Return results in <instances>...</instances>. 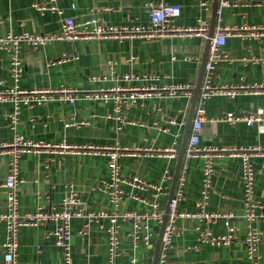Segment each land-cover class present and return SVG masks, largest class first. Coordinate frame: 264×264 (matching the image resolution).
<instances>
[{
	"label": "crops",
	"instance_id": "crops-1",
	"mask_svg": "<svg viewBox=\"0 0 264 264\" xmlns=\"http://www.w3.org/2000/svg\"><path fill=\"white\" fill-rule=\"evenodd\" d=\"M50 1L0 0V37L8 32L59 34L63 17L51 12H39L34 7V4H49ZM214 1L59 0L57 6L64 11V16L73 17L78 23H84L95 16L108 25L132 26L149 24L148 4L163 2L181 7L177 25L196 26L199 21H203L211 28L215 15ZM225 1L232 6L221 7ZM219 9L220 16L217 13ZM216 17L215 32L219 27H264V0H220ZM206 40L202 36H193L155 41H62L41 49L24 45L20 55L24 74L18 84L10 72L11 53L0 50V93L17 90L18 86V90L28 93L66 88L80 94L74 104L64 102L58 94L47 95L46 101L41 103L34 96L30 105L21 107L19 121L13 127L9 122V116L15 111L13 99H0V143L12 141L18 133L29 140L47 144L148 150V155L122 157L121 173L127 178H139L145 184L158 185L162 183L166 170H170L172 181L168 185V195L157 199L165 212L178 153L191 114ZM222 53L228 61H224L216 70L217 85H264V37L249 40L228 37ZM63 58L72 59L58 63ZM127 74H133L136 78L126 81L123 77ZM179 85L190 86L192 97L182 94L177 97H147L124 112L127 121L124 124H120L114 116L112 102L86 96L118 86L163 88ZM206 111L207 122L202 130L201 146L264 148V122L250 125L242 120L232 125L222 121L228 115L246 118L259 111L264 112V94L241 93L235 98L216 96L207 102ZM69 122H75V125H67ZM166 149L177 150L175 161L157 153ZM204 161L202 157L188 161L184 196L179 203V209L183 212H196L197 203L202 199ZM263 161L262 158L253 159L257 172L255 199L264 205ZM8 168V157L0 155V185L6 180ZM214 171L208 210L219 214L232 213L234 217L228 222L236 228L239 239L228 246L199 243L198 238L205 230L216 236L225 233L226 221L220 220L213 225L198 219H181L179 227L182 235L174 239L167 264H251L244 241L249 223L245 219L242 161L230 155L214 158ZM21 177L23 182L18 188V194L22 214L32 213L39 206L46 209L59 208L70 195V186L87 210L94 212L110 206L107 195L98 189L110 178L108 159L105 156L27 153L21 160ZM125 191L128 195L122 202L123 211L143 214L151 210L144 202L156 201L151 189L125 186ZM6 198L5 189L0 187V213L5 209ZM83 224V218L72 221L73 264H109L108 235L94 229L89 236H80L78 233ZM254 228L262 233L259 253L262 256L260 264H264V221L255 222ZM55 229L53 223L22 228L17 264H61L62 251L51 235ZM151 230L156 243L161 226L152 223ZM131 231L130 222L122 224L121 255L115 264H134V261L135 264H153L155 245L149 248L140 243L135 247L129 238ZM6 235V225L0 222V264H5L2 245Z\"/></svg>",
	"mask_w": 264,
	"mask_h": 264
},
{
	"label": "built area",
	"instance_id": "built-area-1",
	"mask_svg": "<svg viewBox=\"0 0 264 264\" xmlns=\"http://www.w3.org/2000/svg\"><path fill=\"white\" fill-rule=\"evenodd\" d=\"M59 0H51L49 4L38 3L34 7L42 13L51 12L63 17L62 30L59 34H14L8 32L0 37V50H7L12 55L11 76L18 84L24 74V64L21 60V53L24 45L34 49H41L54 42H88L91 40H115L124 42L129 40L155 41L166 38L178 37L187 38L193 36H202L208 38L210 26L208 23L199 21L196 26L182 27L176 24L181 17V7L170 5L163 2L150 3V22L147 25L115 26L108 25L100 21L95 16L88 18L84 23H78L73 17L64 16V11L57 6ZM231 3L223 2L221 7H231ZM218 16L221 10H218ZM238 37L242 40L260 39L264 37V27L250 26L244 28H217L210 43L209 55L205 65V75L202 89L199 95L195 118L192 124V130L187 144L185 161L178 180L174 199L170 203V211L167 225L164 230L162 246L159 255L158 264H167L169 251L172 248L176 237L182 235V229L179 227V221L184 218L198 219L205 224L216 225L220 220H225L226 231L218 236L212 234L209 230L201 232L198 242L210 245L228 246L231 242L238 240V232L228 221L234 217L232 213L219 214L208 210L209 194L213 184L214 177V158L230 155L241 159L243 164V182H244V206L245 219L249 223V231L244 241L247 246V254L251 264H260L262 256L259 253V245L262 242V233L254 228L255 222L264 221V205L255 199V187L257 172L255 170L253 159L262 158L264 160V148L262 147H203L201 146V135L204 124L207 122V102L216 96H228L235 98L241 93L264 94V85L255 84L252 86H219L215 83V74L218 66L224 61H228L227 56L222 53L228 37ZM66 57V56H65ZM72 58H63L58 61L69 62ZM264 60V59H262ZM133 74H127L123 77L126 81L134 80ZM1 92L0 99H13L15 111L9 116L11 126H15L19 121L20 109L23 105H30L32 98L38 103L46 101L49 94H58L64 102L74 104L80 97L79 93L61 88L57 91L43 92L32 91L31 93L18 90ZM179 94L192 97V88L186 85L166 86L157 88L155 86L127 88L118 86L109 90H100L87 97L105 102L113 103L114 116L120 124L126 123L124 112L130 110L139 104L140 100L147 97L162 98L165 96L177 97ZM40 95V96H36ZM245 120L250 125L258 122H264V112L259 111L255 115L240 118L228 115L223 118V122L235 125ZM82 124H85L84 122ZM67 125H75V122H69ZM48 152L51 154H84L91 156H105L108 159L109 181L103 182L99 186V191L105 193L109 200V208H103L99 211H89L83 207V203L77 192L71 188L70 195L67 196L59 208L51 207L46 209L39 206L36 211L22 214L20 211V199L18 188L22 184L21 160L27 153ZM161 156H167L170 160L177 159V150L166 149L157 152ZM150 154L148 150L120 147H99L94 145L74 146L71 144H47L35 142L27 139L21 134H15L10 142L0 143V155L8 157V174L6 180L0 185L6 192V204L3 212L0 213V222L6 225L7 235L2 245L5 250V264H17L18 250L20 243V231L25 227H37L40 225L55 224L56 229L51 233L55 238L56 246L62 251L61 264H73L71 241V225L75 218H83V228L78 233L80 236H89L94 229L106 232L108 235V260L109 264H115L116 259L121 255V235L122 224L130 222L132 231L129 238L136 247L143 243L149 248H154L155 235L151 230L152 223L162 225L164 210L157 199L167 196L169 183L172 181L170 170H166L161 184H145L139 178H127L121 173L120 159L125 156ZM204 158V180L202 199L197 203V211L194 213L183 212L179 209V203L183 200L186 184V172L188 161L192 158ZM264 169V161H263ZM125 186L133 188L139 187L143 190L151 189L155 193V202H144L151 207L146 213L135 211H123L122 202L128 195ZM107 222V225H105ZM136 261H134V264Z\"/></svg>",
	"mask_w": 264,
	"mask_h": 264
},
{
	"label": "water",
	"instance_id": "water-1",
	"mask_svg": "<svg viewBox=\"0 0 264 264\" xmlns=\"http://www.w3.org/2000/svg\"><path fill=\"white\" fill-rule=\"evenodd\" d=\"M219 3L220 0H215L214 1V11H215V15L214 18L212 20V24H211V28L208 34V38L206 40V48H205V52L203 55V62H202V66L200 69V74L198 77V81H197V85L194 89V96H193V101H192V108H191V114L189 117V120L186 124V128H185V132H184V136L182 139V146L181 149L178 153V159H177V164H176V169H175V173H174V177H173V182H172V186H171V190H170V195H169V201L168 204L166 206L165 209V214H164V218H163V223L161 225V230L160 233L158 235V238L156 240L155 243V249H154V261L153 264H158L159 263V255H160V251H161V246H162V239H163V235H164V230L165 227L167 225L168 222V218H169V211H170V203L171 201L174 199L175 193H176V189H177V184H178V180L181 174V170L185 161V155H186V150H187V144L189 141V136L192 130V123L194 120V114H195V110L197 107V103H198V99H199V95L202 89V85H203V80H204V75H205V65L207 62V58L209 55V50H210V43H211V39L213 38L214 34H215V27H216V11L219 8Z\"/></svg>",
	"mask_w": 264,
	"mask_h": 264
}]
</instances>
